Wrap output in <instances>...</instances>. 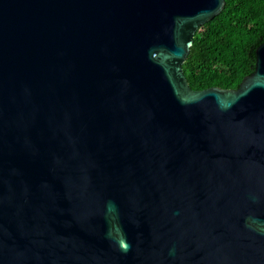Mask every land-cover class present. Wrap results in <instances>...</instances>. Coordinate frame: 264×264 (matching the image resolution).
<instances>
[{"label":"water","instance_id":"water-1","mask_svg":"<svg viewBox=\"0 0 264 264\" xmlns=\"http://www.w3.org/2000/svg\"><path fill=\"white\" fill-rule=\"evenodd\" d=\"M224 0H0V264H264V40L191 90Z\"/></svg>","mask_w":264,"mask_h":264},{"label":"trees","instance_id":"trees-1","mask_svg":"<svg viewBox=\"0 0 264 264\" xmlns=\"http://www.w3.org/2000/svg\"><path fill=\"white\" fill-rule=\"evenodd\" d=\"M264 40V0H224L221 12L194 33L182 71L191 90L235 89L253 71Z\"/></svg>","mask_w":264,"mask_h":264}]
</instances>
